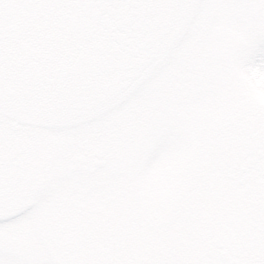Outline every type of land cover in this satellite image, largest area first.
Segmentation results:
<instances>
[{
	"label": "rangeland",
	"instance_id": "374dc122",
	"mask_svg": "<svg viewBox=\"0 0 264 264\" xmlns=\"http://www.w3.org/2000/svg\"><path fill=\"white\" fill-rule=\"evenodd\" d=\"M151 1L172 14L160 62L117 99L0 72V264H230L220 244L264 264V161L241 172L264 150V0ZM19 9L0 0L22 36ZM95 153L104 168L72 171Z\"/></svg>",
	"mask_w": 264,
	"mask_h": 264
},
{
	"label": "flooded vegetation",
	"instance_id": "af4514ba",
	"mask_svg": "<svg viewBox=\"0 0 264 264\" xmlns=\"http://www.w3.org/2000/svg\"><path fill=\"white\" fill-rule=\"evenodd\" d=\"M15 1L24 30L20 36L19 26L6 27L11 21L0 27V45L16 44L12 53L19 58L0 65L2 81L14 75L21 92L28 86L46 87L50 96L71 97L75 102L88 97L117 99L134 88L146 70L160 62L172 16L151 0ZM0 18L9 16L0 11ZM38 21L47 25L40 28ZM49 28L54 31L52 38L42 37ZM10 148L14 153L4 157L5 164L19 168V176L25 178L23 149L15 142ZM84 166L85 171L92 170L87 160ZM220 246L232 257L225 244Z\"/></svg>",
	"mask_w": 264,
	"mask_h": 264
},
{
	"label": "water",
	"instance_id": "95a60500",
	"mask_svg": "<svg viewBox=\"0 0 264 264\" xmlns=\"http://www.w3.org/2000/svg\"><path fill=\"white\" fill-rule=\"evenodd\" d=\"M96 157H98L99 159L102 158V154H96ZM264 157V152H260L257 156V158L254 159H250L247 162L248 167H253L255 163L259 162V159ZM76 162V166L72 169V171H76V170H81V169H85L83 168V165L85 164V159L84 158H77L75 160ZM105 166V163L103 162H97L94 164V168L93 171H98L99 169L103 168ZM242 171H247V168H243ZM232 264H242L241 262L238 261H233Z\"/></svg>",
	"mask_w": 264,
	"mask_h": 264
}]
</instances>
